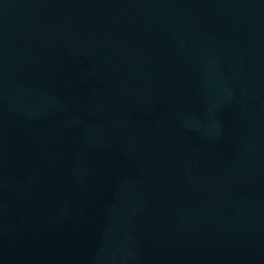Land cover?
<instances>
[{"label":"water","instance_id":"1","mask_svg":"<svg viewBox=\"0 0 264 264\" xmlns=\"http://www.w3.org/2000/svg\"><path fill=\"white\" fill-rule=\"evenodd\" d=\"M0 264H264V0H0Z\"/></svg>","mask_w":264,"mask_h":264}]
</instances>
